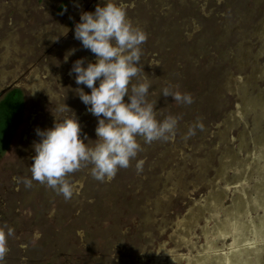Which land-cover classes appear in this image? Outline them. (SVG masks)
Wrapping results in <instances>:
<instances>
[{"label": "rangeland", "instance_id": "obj_1", "mask_svg": "<svg viewBox=\"0 0 264 264\" xmlns=\"http://www.w3.org/2000/svg\"><path fill=\"white\" fill-rule=\"evenodd\" d=\"M101 2L0 0V92L22 88L21 120L0 145V228L13 229L0 264H264V0H117L147 34V98L176 127L138 138L142 150L114 178L95 180L90 165L70 174L71 199L31 180L36 129L53 115L72 109L97 138L75 93L90 89L69 70L95 61L73 32ZM166 85L193 102L163 97Z\"/></svg>", "mask_w": 264, "mask_h": 264}, {"label": "clouds", "instance_id": "obj_2", "mask_svg": "<svg viewBox=\"0 0 264 264\" xmlns=\"http://www.w3.org/2000/svg\"><path fill=\"white\" fill-rule=\"evenodd\" d=\"M74 39L90 51L95 61L80 58L73 62L69 75L74 76L76 95L86 111L97 118L96 139L82 135L76 113L61 106L58 111L71 110V115L58 120L51 128L36 129L39 141L33 144L31 180L45 184L65 200L73 196L74 186L66 179L70 174L91 166V176L97 181L114 178L119 169H126L142 150L138 138L145 144L166 139L176 127L177 119L169 116L157 119L155 105L148 100L151 81L140 77L141 45L147 34L135 26L126 9L117 0H102L94 11L81 12L74 26ZM72 50L65 56L73 54ZM142 82H133L136 78ZM161 95L172 97L178 104H191L190 94L173 91L170 86ZM53 114V113H52ZM142 161L137 162V170ZM31 186L30 181H25ZM13 235L11 227L0 228V260L8 252L7 241Z\"/></svg>", "mask_w": 264, "mask_h": 264}, {"label": "trees", "instance_id": "obj_3", "mask_svg": "<svg viewBox=\"0 0 264 264\" xmlns=\"http://www.w3.org/2000/svg\"><path fill=\"white\" fill-rule=\"evenodd\" d=\"M22 95L20 91L10 93L0 101V144L15 129L22 116Z\"/></svg>", "mask_w": 264, "mask_h": 264}, {"label": "flooded vegetation", "instance_id": "obj_4", "mask_svg": "<svg viewBox=\"0 0 264 264\" xmlns=\"http://www.w3.org/2000/svg\"><path fill=\"white\" fill-rule=\"evenodd\" d=\"M16 91H20L21 92V95H22V88H21V86L19 84L15 83V82L10 83L4 89H2V91L0 92V101L4 100L10 93L16 92ZM21 100H22V98H21ZM7 137H6L5 141L7 140ZM2 143L0 145H2ZM17 211H18V209H14V213L15 214L17 213ZM37 213L38 212H36V215H37ZM188 223L189 224H192L191 222H188ZM49 236L51 237V235H48V238H50ZM54 236H60V234H54ZM48 238H45L44 241H42V242L48 241ZM51 240H52V238H51ZM51 240H50V242H51ZM49 264H51V263H49Z\"/></svg>", "mask_w": 264, "mask_h": 264}, {"label": "bare ground", "instance_id": "obj_5", "mask_svg": "<svg viewBox=\"0 0 264 264\" xmlns=\"http://www.w3.org/2000/svg\"><path fill=\"white\" fill-rule=\"evenodd\" d=\"M259 186H260V185H259ZM260 191H261V190H260ZM258 193H259V192H258ZM258 195H259V194H258ZM257 199H258V198H257ZM257 199H255V200H257ZM257 209H258V208H257ZM262 210H263V209H262ZM229 220H230V219H229ZM230 221H232V219H231ZM226 222H228V221H226ZM229 224H230V223H229ZM230 225H231V224H230ZM236 225H237V224H236ZM230 227H231V226H230ZM231 228H232V227H231ZM224 232H225V231H224ZM235 232H236V230H235ZM225 233H226V232H225ZM230 233H231V232H230ZM240 233H241V232H240ZM240 233H239V234H240ZM226 234H227V233H226ZM234 234H236V233H234ZM221 235H222V234H221ZM230 235H231V234H230ZM262 240H263V239H262ZM209 244H210V243H209ZM215 247H216V246H215ZM253 254H254V253H253ZM217 258H220V257L217 256ZM244 258H246V257H244ZM215 259H216V258H215ZM220 259H221V258H220ZM249 259H250V258H249ZM249 259H248V260H249ZM252 259H253V258H252ZM217 260H218V259H217ZM217 260H216V261H217ZM219 261H220V260H219ZM214 262H215V261H214ZM239 262H240V261H239ZM242 262H244V259H243ZM247 262H249V261H247ZM247 262L245 261V263H247ZM216 263H217V262H216ZM250 263H251V262H250ZM218 264H219V262H218ZM220 264H221V263H220ZM226 264H227V263H226ZM230 264H231V263H230ZM239 264H240V263H239Z\"/></svg>", "mask_w": 264, "mask_h": 264}]
</instances>
